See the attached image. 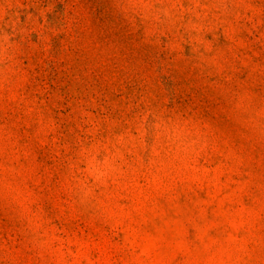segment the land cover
Wrapping results in <instances>:
<instances>
[{
  "label": "rangeland",
  "instance_id": "374dc122",
  "mask_svg": "<svg viewBox=\"0 0 264 264\" xmlns=\"http://www.w3.org/2000/svg\"><path fill=\"white\" fill-rule=\"evenodd\" d=\"M0 264H264V0H0Z\"/></svg>",
  "mask_w": 264,
  "mask_h": 264
}]
</instances>
